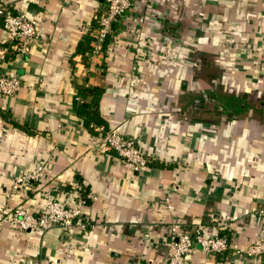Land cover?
<instances>
[{
	"label": "crops",
	"instance_id": "0c3cea01",
	"mask_svg": "<svg viewBox=\"0 0 264 264\" xmlns=\"http://www.w3.org/2000/svg\"><path fill=\"white\" fill-rule=\"evenodd\" d=\"M11 2L41 34L19 53L0 17L1 69L22 80L2 99L0 207L38 211L50 194L81 201L87 225L0 221V264H155L175 221L239 246L264 236V0H131L100 50L90 35L103 0ZM89 84L103 89V130L135 139L143 171L101 151L103 125L93 133L76 114L74 94ZM38 163L43 177L11 191ZM184 264L264 259L196 246Z\"/></svg>",
	"mask_w": 264,
	"mask_h": 264
},
{
	"label": "built area",
	"instance_id": "2783aa9c",
	"mask_svg": "<svg viewBox=\"0 0 264 264\" xmlns=\"http://www.w3.org/2000/svg\"><path fill=\"white\" fill-rule=\"evenodd\" d=\"M131 6V0H103L102 5L95 9L93 18L97 20L95 29L94 49L100 50L106 35L114 29V24L123 18ZM0 17L3 26L13 40V48L22 54L31 52L33 43L40 37L41 30L36 18L24 11L15 10L11 0H0ZM5 50L8 47H4ZM19 75L1 69L0 63V110H5L2 99L14 96L21 88ZM104 152H112L131 169L143 171L147 165L145 153L138 147L133 137L120 133L113 128L103 130L96 144ZM44 163H38L29 169H21L14 176L11 191L21 187H30L44 175ZM0 221L19 226L22 229L44 230L54 226L67 228H84L87 221L82 217L81 201L68 204L65 200L48 195L44 206L33 211L28 207L16 205L0 207ZM167 254L155 264H184L186 256L196 246L206 254H213L232 249L238 258L261 257L264 259V236L255 241L239 246L233 244L221 233L208 234L202 224L194 223L185 226L175 221L170 225Z\"/></svg>",
	"mask_w": 264,
	"mask_h": 264
},
{
	"label": "trees",
	"instance_id": "16d2710c",
	"mask_svg": "<svg viewBox=\"0 0 264 264\" xmlns=\"http://www.w3.org/2000/svg\"><path fill=\"white\" fill-rule=\"evenodd\" d=\"M97 25H98L97 20L92 17V26L91 27L95 29L97 27ZM109 34L110 33H108L106 35L103 42L109 37ZM90 37L95 38V35L91 34ZM90 48H92L91 45H89L88 49H90ZM102 92H103V89L100 85H97V84L82 85V86L77 88L76 93L74 94V98H73V107H74L76 114L82 119L83 124L86 125L87 127H89V129L93 133L95 132L94 127H93V126H95L94 123H96L97 125L102 124L103 125L102 131L106 125V121L101 117L100 112H99V108H98L99 98H100ZM87 95H90L89 98H87L88 97ZM0 112L4 113L5 116L8 115L6 113V109L0 110ZM115 130H117V129H115ZM102 131H101V133H99L100 137H101V134L103 133ZM120 133L125 134L123 132H120ZM146 158H147V156H146ZM147 164H148V158H147ZM221 234L226 235V237L228 238V235L225 234L224 232H222Z\"/></svg>",
	"mask_w": 264,
	"mask_h": 264
},
{
	"label": "rangeland",
	"instance_id": "374dc122",
	"mask_svg": "<svg viewBox=\"0 0 264 264\" xmlns=\"http://www.w3.org/2000/svg\"><path fill=\"white\" fill-rule=\"evenodd\" d=\"M228 100L230 101V99H228L227 97H225V98L222 97V98L220 99V101L223 102L222 106H225V105L227 106L226 101H228Z\"/></svg>",
	"mask_w": 264,
	"mask_h": 264
}]
</instances>
